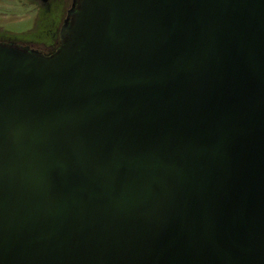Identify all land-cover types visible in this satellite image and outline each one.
<instances>
[{
  "label": "water",
  "instance_id": "obj_1",
  "mask_svg": "<svg viewBox=\"0 0 264 264\" xmlns=\"http://www.w3.org/2000/svg\"><path fill=\"white\" fill-rule=\"evenodd\" d=\"M60 34L0 43V264H264V0H79Z\"/></svg>",
  "mask_w": 264,
  "mask_h": 264
},
{
  "label": "rangeland",
  "instance_id": "obj_2",
  "mask_svg": "<svg viewBox=\"0 0 264 264\" xmlns=\"http://www.w3.org/2000/svg\"><path fill=\"white\" fill-rule=\"evenodd\" d=\"M0 0V43L44 55L62 44L61 30L73 0Z\"/></svg>",
  "mask_w": 264,
  "mask_h": 264
},
{
  "label": "flooded vegetation",
  "instance_id": "obj_3",
  "mask_svg": "<svg viewBox=\"0 0 264 264\" xmlns=\"http://www.w3.org/2000/svg\"><path fill=\"white\" fill-rule=\"evenodd\" d=\"M48 2H50L49 0H48ZM79 3V0H73V4H72V7L69 9V10H71V9H73V8H75V7H77V4ZM69 12V11H68ZM67 17H68V15H67ZM73 17H74V15L72 14L71 15V19H73ZM66 20V19H65ZM65 22V21H64Z\"/></svg>",
  "mask_w": 264,
  "mask_h": 264
}]
</instances>
